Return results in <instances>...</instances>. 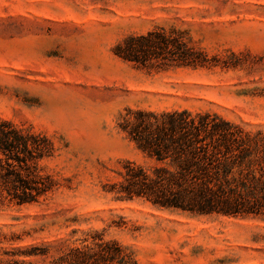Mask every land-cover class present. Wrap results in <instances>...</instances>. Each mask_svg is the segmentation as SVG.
Masks as SVG:
<instances>
[{
    "label": "rangeland",
    "instance_id": "rangeland-1",
    "mask_svg": "<svg viewBox=\"0 0 264 264\" xmlns=\"http://www.w3.org/2000/svg\"><path fill=\"white\" fill-rule=\"evenodd\" d=\"M154 29L185 31L234 68L155 72L112 48ZM209 111L264 130V0H0V119L51 138L59 183L46 201L0 203L2 250L49 264L87 234L115 240L137 264H264V219L194 217L116 202L101 191L142 156L116 129L125 109Z\"/></svg>",
    "mask_w": 264,
    "mask_h": 264
},
{
    "label": "trees",
    "instance_id": "trees-1",
    "mask_svg": "<svg viewBox=\"0 0 264 264\" xmlns=\"http://www.w3.org/2000/svg\"><path fill=\"white\" fill-rule=\"evenodd\" d=\"M137 69L165 72L234 68L235 54L209 55L185 31L154 29L130 35L111 50ZM116 129L142 156L126 160L101 191L116 202L140 201L152 208L194 217L264 219V130L248 129L217 113L187 109H125ZM51 138L0 119V203L46 201L59 189L44 161L56 153ZM0 238V245L2 239ZM47 248L2 250L0 264H32L17 257H44ZM49 264H137L132 252L100 234L63 251Z\"/></svg>",
    "mask_w": 264,
    "mask_h": 264
}]
</instances>
